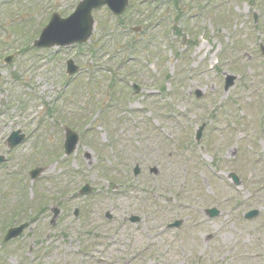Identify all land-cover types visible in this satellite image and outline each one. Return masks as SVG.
I'll use <instances>...</instances> for the list:
<instances>
[{
    "label": "rangeland",
    "instance_id": "1",
    "mask_svg": "<svg viewBox=\"0 0 264 264\" xmlns=\"http://www.w3.org/2000/svg\"><path fill=\"white\" fill-rule=\"evenodd\" d=\"M79 1L0 0V264H264V0H129L83 45L32 48Z\"/></svg>",
    "mask_w": 264,
    "mask_h": 264
},
{
    "label": "water",
    "instance_id": "2",
    "mask_svg": "<svg viewBox=\"0 0 264 264\" xmlns=\"http://www.w3.org/2000/svg\"><path fill=\"white\" fill-rule=\"evenodd\" d=\"M128 0H81L77 5L75 11L67 18L62 19L59 15L53 14L48 22V24L42 28L38 39L34 42L33 46L35 48H53V47H66L74 44L84 43L92 33L94 27V19L92 18V11L99 9L103 5H106L109 10L114 15H120L123 13ZM261 52L264 55V48L261 47ZM67 74L72 75L78 68L72 63V61L67 62ZM234 77L227 76L225 80L224 89L227 90L234 83ZM204 126H201L196 133V140L198 141L201 136V132ZM23 141V136L19 135V132H13L8 138V145L10 147H15V145ZM77 143L76 134L67 131L66 140L64 143L65 154H70L73 152L74 147ZM2 158H0V162ZM40 169H35L30 172V177L35 179L38 177ZM137 168L135 173H137ZM236 183V177H234ZM88 187L82 190V193H87ZM55 212L54 217L57 215ZM254 213H249L246 217H250ZM137 218H132L131 221H136ZM25 226H20L18 228L8 230L4 241H9L11 239L17 238Z\"/></svg>",
    "mask_w": 264,
    "mask_h": 264
},
{
    "label": "flooded vegetation",
    "instance_id": "3",
    "mask_svg": "<svg viewBox=\"0 0 264 264\" xmlns=\"http://www.w3.org/2000/svg\"><path fill=\"white\" fill-rule=\"evenodd\" d=\"M151 170V169H150ZM241 181V180H240ZM215 208L216 210H218L219 211V209L217 208V206L215 205V204H213V206L211 207V208ZM206 209H208V208H206ZM206 209H204L203 210V213L208 217V221H209V219L210 220H212V219H215V218H217L218 216H214V217H209V215L207 214V213H205L204 211L206 210ZM210 209V208H209ZM261 210L262 209H255V212H256V215L255 216H253L252 217V219L250 218L249 220H248V222L250 223V224H253V222H254V220H258V219H260L261 218ZM219 213L221 214V212L219 211ZM218 213V214H219ZM263 221H264V219H263ZM177 222V223H176ZM174 223H176L177 224V228H176V230L178 231V229H180L182 226H183V224H184V222L183 221H181V220H175L174 222H172V223H169L168 225H167V228L168 229H174L175 227H172V225H174ZM201 224L203 223V222H200ZM199 223V224H200ZM171 226V227H170ZM197 227V226H196ZM257 229H258V231H260L259 230V227L257 226ZM208 237V236H207ZM209 239H211V236L208 238V240ZM257 256H258V254H256ZM248 257V256H247ZM253 259V258H252ZM262 259H263V261H264V251H263V253H262ZM231 262V264H235L234 262H236V260H233L232 259V261H230ZM238 263V262H237Z\"/></svg>",
    "mask_w": 264,
    "mask_h": 264
}]
</instances>
